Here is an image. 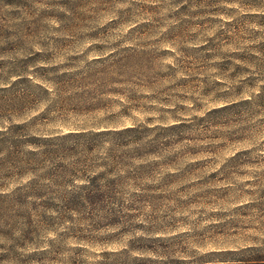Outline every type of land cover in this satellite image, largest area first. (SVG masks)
I'll list each match as a JSON object with an SVG mask.
<instances>
[{
    "label": "rangeland",
    "instance_id": "374dc122",
    "mask_svg": "<svg viewBox=\"0 0 264 264\" xmlns=\"http://www.w3.org/2000/svg\"><path fill=\"white\" fill-rule=\"evenodd\" d=\"M0 264H264V0H0Z\"/></svg>",
    "mask_w": 264,
    "mask_h": 264
}]
</instances>
